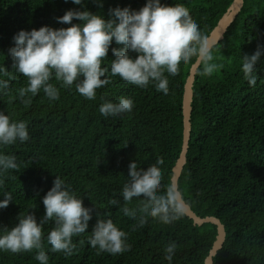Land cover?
<instances>
[{"label": "trees", "instance_id": "1", "mask_svg": "<svg viewBox=\"0 0 264 264\" xmlns=\"http://www.w3.org/2000/svg\"><path fill=\"white\" fill-rule=\"evenodd\" d=\"M145 2L103 0L98 7L93 0H84V8L107 20L110 8L138 10ZM231 2L161 0L166 5L183 4L206 37ZM80 7L71 0H0V68L6 71L0 72V80L9 81L8 88L0 90V111L10 122H26L29 133L28 141L0 145V153L14 155L18 165L0 173L3 190L13 196L0 209V228L14 227L19 213L31 212L39 222L44 214L41 198L59 176L93 213L86 232L72 238L75 248L70 256L50 250L46 236L54 224L43 226L48 264H168L163 250L169 241L177 244L171 264H203L216 236L213 224L196 226L185 215L169 224L141 213L133 219L124 216L121 208L136 211L143 198L124 202L120 196L130 162L146 170L160 160L162 190L170 182L182 143L183 86L192 61L179 64L175 76L165 72L167 95L152 84L140 88L127 83L109 70L110 83L97 89L93 100L78 94L74 85L62 87L53 76L50 83L58 89V100L50 101L41 90L35 96L27 94L29 103L21 102L18 93L27 86V78L15 72L8 55L14 35L41 26L66 28L70 25L58 23L57 17ZM112 47L121 45H110L102 67L110 65ZM258 47L264 50V0H243L239 13L213 46L212 63L218 68L203 75L199 65L192 85L190 139L178 189L197 216L215 217L224 227V242L213 264H264V51L254 65V87L241 71V58ZM121 96L133 101L131 112L100 115L102 97L118 102ZM111 199L119 204L110 205ZM97 213L127 234L128 250L109 254L90 246L88 237ZM36 251H0V264H39L34 259Z\"/></svg>", "mask_w": 264, "mask_h": 264}, {"label": "clouds", "instance_id": "2", "mask_svg": "<svg viewBox=\"0 0 264 264\" xmlns=\"http://www.w3.org/2000/svg\"><path fill=\"white\" fill-rule=\"evenodd\" d=\"M67 2V0H66ZM80 8L69 9L57 22L68 24L64 28L41 26L39 29L20 30L13 37L14 46L8 49L15 72L27 78V86L19 90L22 103H29L31 97L41 90L50 100L59 99V92L50 80L55 78L62 87L73 85L82 97L93 100L96 90L109 84L106 75H118L123 81L140 88L152 84L157 92L168 94L167 72L177 74L178 65L192 61L202 65V74L211 75L218 65L212 63L213 45L198 29L188 12L180 3L166 5L161 0H146L138 10L117 6L108 10L106 20L84 8V0H71ZM98 7L103 0H93ZM83 9V10H81ZM73 19L79 23H72ZM109 66L102 67L111 44ZM257 48L251 55L241 58V71L249 86H255L257 75L254 65L262 54ZM134 53L135 55H131ZM0 72H6L0 68ZM9 86L8 80H0V90ZM99 113L103 117L119 116L131 112L133 101L121 96L118 102L102 97ZM29 140L27 124L24 121H12L0 111V145H11ZM162 161L156 160L146 170L138 168L135 162L128 165L127 180L123 184L120 196L124 202L142 197L140 207L133 211L122 207L124 216L136 219L137 213L156 218L163 224H169L184 215L187 203L176 183L169 182L162 190ZM16 157L0 153V173L17 168ZM0 209H4L13 200L10 192L4 191L0 181ZM44 214L37 222L31 212L19 213L18 223L11 229L0 228V251L12 253L37 250L34 259L39 264H48V255L42 247V228L48 222L54 226L48 231L46 239L52 252L62 251L70 256L75 248L72 242L86 232L88 222L92 219L93 209L82 206V200L56 176L52 187L41 198ZM110 205H118L117 199L109 200ZM144 225L143 218L139 226ZM127 234L119 230L113 221L96 214V222L88 237L90 246L109 254H119L128 250ZM177 244L167 242L164 247V259L171 264Z\"/></svg>", "mask_w": 264, "mask_h": 264}, {"label": "water", "instance_id": "3", "mask_svg": "<svg viewBox=\"0 0 264 264\" xmlns=\"http://www.w3.org/2000/svg\"><path fill=\"white\" fill-rule=\"evenodd\" d=\"M243 5V0H232L230 6L228 7L226 13L222 16V18L218 21L217 25L207 36L208 41L213 46L222 39L223 34L225 33L228 26L234 20L236 15L239 13L241 7ZM199 65L196 63H192L189 67L188 74L186 76L184 86H183V95H182V143L180 148V153L178 158L172 168V175L170 178V182H175L178 187V179L180 177L183 166L186 162V153L188 149V143L190 139V113H191V100H192V85L194 81V77ZM184 215L189 218L193 225L200 226L204 223L213 224L216 227V236L212 243V246L204 259L203 264H213V257L216 252L221 248L224 238L225 231L223 225L220 221L212 216H207L201 218L197 216L187 205L184 211Z\"/></svg>", "mask_w": 264, "mask_h": 264}]
</instances>
